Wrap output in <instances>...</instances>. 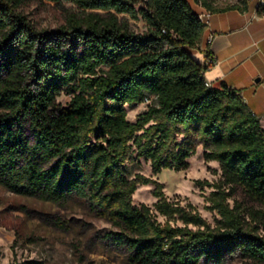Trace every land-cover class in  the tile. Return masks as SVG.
<instances>
[{"label": "trees", "instance_id": "trees-1", "mask_svg": "<svg viewBox=\"0 0 264 264\" xmlns=\"http://www.w3.org/2000/svg\"><path fill=\"white\" fill-rule=\"evenodd\" d=\"M48 1L75 8L54 29H37L25 0H0V184L55 203L85 199L118 228L128 264H222L236 253L264 264V235L228 203L240 190L264 208V127L237 90L207 84L214 60L190 52L205 24L188 1ZM62 94L71 96L65 106ZM144 101L129 120L126 106ZM199 145L222 170L209 196L223 217L213 227L191 203L170 200L163 183L129 175L140 158L153 174L187 169ZM150 183L154 205L134 204Z\"/></svg>", "mask_w": 264, "mask_h": 264}, {"label": "rangeland", "instance_id": "rangeland-1", "mask_svg": "<svg viewBox=\"0 0 264 264\" xmlns=\"http://www.w3.org/2000/svg\"><path fill=\"white\" fill-rule=\"evenodd\" d=\"M139 5V4H138ZM137 5V6H138ZM21 9L37 29H54L66 22V15L75 8L69 4L57 5L48 0H25ZM130 27L143 33L142 20L127 19ZM71 96L62 94L58 104L65 106ZM148 101L127 105V118L135 121L147 110ZM201 145L189 158L184 170L165 169L153 174L149 161L143 158L128 163L129 175L141 173L163 183V191L170 200L191 203L213 227L223 218L213 207L209 196L215 184L222 180L219 162L206 161ZM155 184L140 185L133 195V203L153 206L157 197ZM230 208L238 210L247 225L264 235V217L259 216L263 206L238 190L228 200ZM162 219V218H161ZM107 218L95 212L88 201L70 198L55 203L39 197L24 196L0 184V264L42 261L44 264H128L126 251L113 239L117 231ZM202 264H215L213 262ZM222 264H258L239 253L228 256Z\"/></svg>", "mask_w": 264, "mask_h": 264}, {"label": "crops", "instance_id": "crops-1", "mask_svg": "<svg viewBox=\"0 0 264 264\" xmlns=\"http://www.w3.org/2000/svg\"><path fill=\"white\" fill-rule=\"evenodd\" d=\"M197 14L207 10L197 0H187ZM226 7L211 12L199 48L190 49L200 62L214 65L205 72L207 83H223L237 90L264 127V19H253L255 5L246 0H217Z\"/></svg>", "mask_w": 264, "mask_h": 264}, {"label": "built area", "instance_id": "built-area-1", "mask_svg": "<svg viewBox=\"0 0 264 264\" xmlns=\"http://www.w3.org/2000/svg\"><path fill=\"white\" fill-rule=\"evenodd\" d=\"M248 3H253L255 5V11L252 15L253 19H264V0H246ZM212 13L206 11L204 13H199L198 16L201 21L206 25L209 23ZM209 84V83H207Z\"/></svg>", "mask_w": 264, "mask_h": 264}]
</instances>
